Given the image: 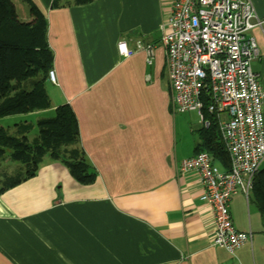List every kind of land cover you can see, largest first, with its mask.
Listing matches in <instances>:
<instances>
[{"label": "crops", "instance_id": "obj_1", "mask_svg": "<svg viewBox=\"0 0 264 264\" xmlns=\"http://www.w3.org/2000/svg\"><path fill=\"white\" fill-rule=\"evenodd\" d=\"M32 1L47 19L56 81L45 82L51 107L16 116L13 127L70 104L79 125L70 147L85 152L97 177L82 185L46 156L35 177L1 192L0 264H264L262 217L251 193L231 200L234 225L252 233L232 256L213 245L197 174L178 170L205 149L206 130L198 111H173L159 30L171 0ZM250 1L264 20V0ZM11 2L19 22L35 20L27 2ZM252 34L259 46L253 69L264 88V23ZM120 42L133 54L121 55Z\"/></svg>", "mask_w": 264, "mask_h": 264}, {"label": "built area", "instance_id": "obj_2", "mask_svg": "<svg viewBox=\"0 0 264 264\" xmlns=\"http://www.w3.org/2000/svg\"><path fill=\"white\" fill-rule=\"evenodd\" d=\"M263 23L250 0H171L159 25L173 111L196 110L205 128L216 124L229 155L227 170L205 150L180 161L178 170L197 174L200 199L212 213L213 245L232 256L252 233L234 225L231 200L240 192L249 198L264 160V88L253 69L259 46L252 34ZM143 49L151 64L154 46ZM118 50L133 54L125 42ZM48 78L56 81L53 69Z\"/></svg>", "mask_w": 264, "mask_h": 264}, {"label": "trees", "instance_id": "obj_3", "mask_svg": "<svg viewBox=\"0 0 264 264\" xmlns=\"http://www.w3.org/2000/svg\"><path fill=\"white\" fill-rule=\"evenodd\" d=\"M24 1L36 13L31 23L18 21L11 0H0V118L51 107L45 82L54 56L48 42L47 19L32 0ZM92 1L74 0L73 4ZM51 6L60 4L53 0ZM14 78L25 80L26 84L12 83ZM205 130L204 150L214 161L218 159L229 167V155L217 125L212 123ZM78 140V120L68 103L57 106L54 115L41 117L36 124L20 123L8 129L0 125V193L35 177L46 156L62 162L80 184L94 183L97 171L87 161L85 152L70 147ZM4 160L19 164L4 165ZM250 199L264 220V168L255 177Z\"/></svg>", "mask_w": 264, "mask_h": 264}, {"label": "rangeland", "instance_id": "obj_4", "mask_svg": "<svg viewBox=\"0 0 264 264\" xmlns=\"http://www.w3.org/2000/svg\"><path fill=\"white\" fill-rule=\"evenodd\" d=\"M12 81V83H14V81L13 80H11ZM50 114H53L54 115V112H52V113H48V114H46L45 116L46 117H50V116H48V115H50ZM22 115V114H21ZM21 115H14V116H6L5 117V119L4 118H2V120L0 121V125L1 126H3V127H5V128H12L13 127V123L15 122V120H14V118H17L16 116H21ZM22 116H24V117H21L20 119L22 120V118H25V117H31L32 115H30V116H28V115H26V114H23ZM52 116V115H51ZM38 120V119H37ZM34 122H33V124H36V121L35 120H33ZM9 125H12V127H10ZM15 127V126H14ZM13 127V128H14ZM13 161H9V160H4L3 161V164L4 165H9L10 163L11 164H13V165H16V163L17 162H14V163H12ZM17 164H19V163H17ZM11 166V165H10ZM260 220V223L263 225V230H264V220L262 219V218H260L259 219Z\"/></svg>", "mask_w": 264, "mask_h": 264}]
</instances>
